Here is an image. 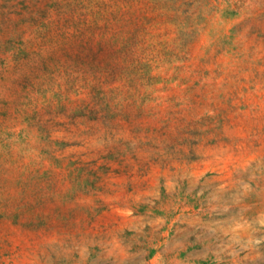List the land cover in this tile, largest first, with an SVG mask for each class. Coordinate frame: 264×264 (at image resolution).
I'll list each match as a JSON object with an SVG mask.
<instances>
[{
  "label": "rangeland",
  "instance_id": "1",
  "mask_svg": "<svg viewBox=\"0 0 264 264\" xmlns=\"http://www.w3.org/2000/svg\"><path fill=\"white\" fill-rule=\"evenodd\" d=\"M0 264H264V0H0Z\"/></svg>",
  "mask_w": 264,
  "mask_h": 264
}]
</instances>
